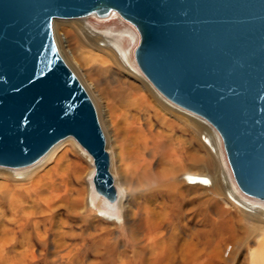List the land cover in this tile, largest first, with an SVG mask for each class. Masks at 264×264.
<instances>
[{
    "label": "bare ground",
    "instance_id": "6f19581e",
    "mask_svg": "<svg viewBox=\"0 0 264 264\" xmlns=\"http://www.w3.org/2000/svg\"><path fill=\"white\" fill-rule=\"evenodd\" d=\"M114 16L139 43L134 24L115 10L53 18L52 30L99 108L115 199L95 189L93 159L70 135L28 165H0V260L264 264V209L256 204L264 200L222 169L217 129L165 97L112 32L80 21Z\"/></svg>",
    "mask_w": 264,
    "mask_h": 264
},
{
    "label": "water",
    "instance_id": "95a60500",
    "mask_svg": "<svg viewBox=\"0 0 264 264\" xmlns=\"http://www.w3.org/2000/svg\"><path fill=\"white\" fill-rule=\"evenodd\" d=\"M110 10L138 30L144 75L217 129L237 186L264 200V0H0V165H28L70 135L115 199L94 106L52 34L53 18Z\"/></svg>",
    "mask_w": 264,
    "mask_h": 264
},
{
    "label": "rangeland",
    "instance_id": "374dc122",
    "mask_svg": "<svg viewBox=\"0 0 264 264\" xmlns=\"http://www.w3.org/2000/svg\"><path fill=\"white\" fill-rule=\"evenodd\" d=\"M83 19L84 20H80V21H84L85 23L92 24V25H94L96 28H98L100 30H108V31L112 32L113 33L112 38L117 40V41H119V42H122L125 45V47L127 48V50L130 52L131 58L135 59L134 58V50L137 47L138 42L135 41V36H134L135 32L129 26V24H130L129 22L123 20L121 17L118 18L117 16H114L112 19L107 20V21L106 20L97 21V19H95L94 17H85ZM55 20L56 21L65 22V21H71V20H73V18H57ZM94 21L97 22L98 24L95 23ZM53 32H54V26H53L52 34H53ZM124 33H126V34H124ZM54 38H55L54 42L56 41L55 42L56 47L58 46V49H59L58 51H60L61 55L63 56V58L67 62V65H69L68 67L72 70V72L75 74V76L81 81V83L83 84V86L87 90L88 94L90 95V97H91V99H92V101H93V103L95 105V108L97 110L98 118H99V121H100V124H101L100 127H102L101 129H103L102 132H104V135H105L106 141H107V134L105 132L104 125H103V122H102L101 117H100L99 108H98V106H97L92 94L90 93L89 89L87 88V85L82 81V79L79 77L78 73L70 65V63L67 61L66 57L62 53L61 49L59 48L58 42L56 40L55 32H54L53 39ZM132 52H133V54H132ZM134 64L137 66L136 62ZM107 150H108V152L110 154V150L108 148H107ZM218 159H219V162H220V165H221L222 169L225 170L226 172L227 171L231 172V169H229L230 167H229V164H227L226 159H224V158H222L220 156L218 157ZM92 165H93V163H92ZM231 174H232V172H231ZM88 183H89V181L85 180V185L86 184L88 185ZM256 204L260 205L262 207V209H264V203L256 201ZM255 246H256V244H255ZM0 264H8V263L7 262L4 263L3 261L0 260Z\"/></svg>",
    "mask_w": 264,
    "mask_h": 264
},
{
    "label": "snow or ice",
    "instance_id": "6c2138e0",
    "mask_svg": "<svg viewBox=\"0 0 264 264\" xmlns=\"http://www.w3.org/2000/svg\"><path fill=\"white\" fill-rule=\"evenodd\" d=\"M189 179L191 180L192 178L191 177H189ZM204 183H208V181L207 180H205V181H203Z\"/></svg>",
    "mask_w": 264,
    "mask_h": 264
}]
</instances>
